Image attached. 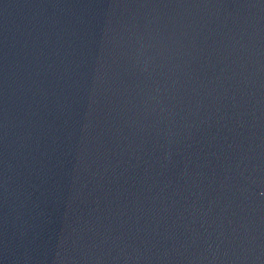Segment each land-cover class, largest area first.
I'll return each mask as SVG.
<instances>
[{
    "label": "water",
    "instance_id": "95a60500",
    "mask_svg": "<svg viewBox=\"0 0 264 264\" xmlns=\"http://www.w3.org/2000/svg\"><path fill=\"white\" fill-rule=\"evenodd\" d=\"M0 264H264V0H0Z\"/></svg>",
    "mask_w": 264,
    "mask_h": 264
}]
</instances>
